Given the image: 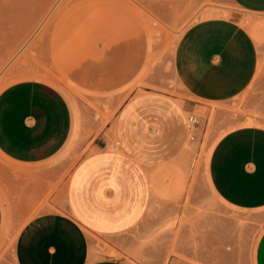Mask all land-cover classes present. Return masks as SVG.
<instances>
[{
    "label": "rangeland",
    "instance_id": "1",
    "mask_svg": "<svg viewBox=\"0 0 264 264\" xmlns=\"http://www.w3.org/2000/svg\"><path fill=\"white\" fill-rule=\"evenodd\" d=\"M218 9H227V18L254 36L258 73L230 101H193L175 71L176 49L192 25L226 17L217 15ZM22 80L51 83L71 104L75 135L55 159L64 163L66 177L134 95L156 92L181 104H199L189 114L197 122L187 145L155 187L146 229L138 235L153 249L132 263L169 264L172 258V264H256L264 208L241 210L220 199L210 184L209 162L228 131L244 124L264 127V13L226 0H0V91ZM18 172L0 155V198L7 209L0 264H12L23 226L46 207L52 209L47 202L16 208L10 179H18ZM93 252L117 255L96 236Z\"/></svg>",
    "mask_w": 264,
    "mask_h": 264
},
{
    "label": "crops",
    "instance_id": "2",
    "mask_svg": "<svg viewBox=\"0 0 264 264\" xmlns=\"http://www.w3.org/2000/svg\"><path fill=\"white\" fill-rule=\"evenodd\" d=\"M226 1L264 13V0ZM251 34L227 17L208 18L187 29L174 65L193 101L227 102L251 86L259 69V49ZM197 107L156 92L134 95L102 131V143L92 144L66 177L64 163L55 161L75 135L66 95L43 80H22L2 89L0 155L19 169L18 179L11 175L10 199L16 208L34 209L41 202L52 207L23 226L12 264H133L151 251L138 235L146 229L155 187L187 145L189 114ZM178 178L184 179L182 174ZM209 180L227 204L263 209L264 127L244 124L224 134L210 155ZM4 210L0 198V235ZM93 236L117 255L93 252ZM255 261L264 264V233Z\"/></svg>",
    "mask_w": 264,
    "mask_h": 264
},
{
    "label": "bare ground",
    "instance_id": "3",
    "mask_svg": "<svg viewBox=\"0 0 264 264\" xmlns=\"http://www.w3.org/2000/svg\"><path fill=\"white\" fill-rule=\"evenodd\" d=\"M211 11H212V9H210ZM216 11H217V9H215ZM219 11H220V9H218ZM227 10V9H226ZM226 10H224L223 12L222 11H220L219 13H217V15H222V16H226V17H228L229 15H230V13L228 12V11H226ZM218 12V11H217ZM208 13H210L209 12V10H208ZM213 13V12H212ZM214 14V13H213ZM211 15V14H210ZM216 15V14H215ZM247 20H245L244 22H246ZM249 21V20H248ZM243 22V23H244ZM190 124V123H189ZM189 132H191L190 130H189Z\"/></svg>",
    "mask_w": 264,
    "mask_h": 264
},
{
    "label": "built area",
    "instance_id": "4",
    "mask_svg": "<svg viewBox=\"0 0 264 264\" xmlns=\"http://www.w3.org/2000/svg\"><path fill=\"white\" fill-rule=\"evenodd\" d=\"M197 122L196 119H194V117L190 118V124H189V130L192 132L193 131V126L195 125V123ZM190 132V133H191Z\"/></svg>",
    "mask_w": 264,
    "mask_h": 264
}]
</instances>
